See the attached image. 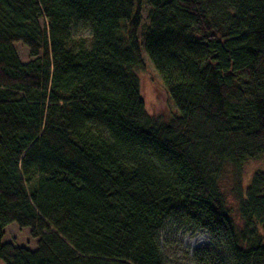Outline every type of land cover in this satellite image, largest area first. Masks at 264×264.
Masks as SVG:
<instances>
[{"label":"trees","instance_id":"obj_1","mask_svg":"<svg viewBox=\"0 0 264 264\" xmlns=\"http://www.w3.org/2000/svg\"><path fill=\"white\" fill-rule=\"evenodd\" d=\"M142 4L0 0V264H168L170 222L210 235L194 264H264V171L241 177L264 155V0H149L147 21Z\"/></svg>","mask_w":264,"mask_h":264},{"label":"rangeland","instance_id":"obj_2","mask_svg":"<svg viewBox=\"0 0 264 264\" xmlns=\"http://www.w3.org/2000/svg\"><path fill=\"white\" fill-rule=\"evenodd\" d=\"M148 1L143 0L142 4V15L145 21H147L150 9ZM87 34L86 32L85 35ZM17 49L22 59L28 60L27 49L20 44L17 45ZM142 57H144V66H142L143 69L140 71V79L141 92L146 103V109L154 117L156 116L162 121L168 120L172 115L176 114L177 109L168 96L159 73L145 53H143ZM227 171L220 179V187L226 196L229 207L236 215L237 200L232 192L234 179L232 178L231 168ZM258 171H264V155L244 162L241 176L243 186L249 185L253 175ZM162 233L164 254L168 264H194L192 261L193 251L210 243V235L206 231L181 228L176 223L170 222L167 229ZM4 240L25 246V248H36V240L31 237L30 230L28 228H20L16 224H11L7 227ZM1 264L6 263L1 261Z\"/></svg>","mask_w":264,"mask_h":264}]
</instances>
